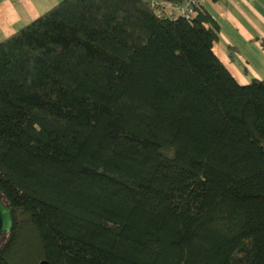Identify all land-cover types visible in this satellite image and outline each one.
<instances>
[{
    "label": "trees",
    "instance_id": "obj_1",
    "mask_svg": "<svg viewBox=\"0 0 264 264\" xmlns=\"http://www.w3.org/2000/svg\"><path fill=\"white\" fill-rule=\"evenodd\" d=\"M183 2L61 0L0 42V264H264V79Z\"/></svg>",
    "mask_w": 264,
    "mask_h": 264
},
{
    "label": "crops",
    "instance_id": "obj_2",
    "mask_svg": "<svg viewBox=\"0 0 264 264\" xmlns=\"http://www.w3.org/2000/svg\"><path fill=\"white\" fill-rule=\"evenodd\" d=\"M59 1L0 0V42ZM200 4L218 26L211 51L234 81L245 85L252 78L262 79L256 70L264 68V0H201Z\"/></svg>",
    "mask_w": 264,
    "mask_h": 264
},
{
    "label": "water",
    "instance_id": "obj_3",
    "mask_svg": "<svg viewBox=\"0 0 264 264\" xmlns=\"http://www.w3.org/2000/svg\"><path fill=\"white\" fill-rule=\"evenodd\" d=\"M12 228V217L10 209L0 201V235L8 234ZM39 264H47L45 261Z\"/></svg>",
    "mask_w": 264,
    "mask_h": 264
},
{
    "label": "built area",
    "instance_id": "obj_4",
    "mask_svg": "<svg viewBox=\"0 0 264 264\" xmlns=\"http://www.w3.org/2000/svg\"><path fill=\"white\" fill-rule=\"evenodd\" d=\"M152 3L154 4H151V6H153V8L156 7L159 11H160L159 9L160 7L161 9L169 8L168 5L163 4V3L161 5H158V3L156 4L155 2H152ZM200 3H201V0H184L182 8L179 10V15L183 17L185 20H189L191 17V7L197 6ZM158 10L156 11L158 15H160L161 12L159 13ZM171 18H173V16Z\"/></svg>",
    "mask_w": 264,
    "mask_h": 264
},
{
    "label": "rangeland",
    "instance_id": "obj_5",
    "mask_svg": "<svg viewBox=\"0 0 264 264\" xmlns=\"http://www.w3.org/2000/svg\"><path fill=\"white\" fill-rule=\"evenodd\" d=\"M60 1H61V0H60ZM243 56H244V55H243ZM248 62H249V64H250L251 66L254 65V63H253V59H252L251 56L249 57ZM258 69H259V70H256V69H255L256 72H257L258 74H261L262 79H264V68H262V67H258ZM262 79H260V80H262Z\"/></svg>",
    "mask_w": 264,
    "mask_h": 264
},
{
    "label": "bare ground",
    "instance_id": "obj_6",
    "mask_svg": "<svg viewBox=\"0 0 264 264\" xmlns=\"http://www.w3.org/2000/svg\"><path fill=\"white\" fill-rule=\"evenodd\" d=\"M184 19V18H183Z\"/></svg>",
    "mask_w": 264,
    "mask_h": 264
}]
</instances>
